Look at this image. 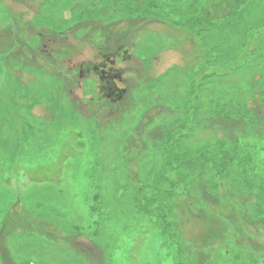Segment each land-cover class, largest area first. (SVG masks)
Masks as SVG:
<instances>
[{"label": "rangeland", "instance_id": "rangeland-1", "mask_svg": "<svg viewBox=\"0 0 264 264\" xmlns=\"http://www.w3.org/2000/svg\"><path fill=\"white\" fill-rule=\"evenodd\" d=\"M0 264H264V0H0Z\"/></svg>", "mask_w": 264, "mask_h": 264}, {"label": "flooded vegetation", "instance_id": "flooded-vegetation-1", "mask_svg": "<svg viewBox=\"0 0 264 264\" xmlns=\"http://www.w3.org/2000/svg\"><path fill=\"white\" fill-rule=\"evenodd\" d=\"M119 55V52L117 53H102L98 56L100 59L97 61V63L91 67H87L86 72L87 73H95L97 76L100 77L101 81H104L105 86L103 89L106 90L107 96L111 100L117 99V92L119 90V87L117 86V82H121L120 73L113 72V64L115 63L116 57ZM103 60V63L101 61ZM99 68H97V66ZM112 65V66H111ZM107 66H110L109 69H106ZM120 95V91H119Z\"/></svg>", "mask_w": 264, "mask_h": 264}, {"label": "water", "instance_id": "water-1", "mask_svg": "<svg viewBox=\"0 0 264 264\" xmlns=\"http://www.w3.org/2000/svg\"><path fill=\"white\" fill-rule=\"evenodd\" d=\"M124 93V90L120 91V96ZM120 98V97H119Z\"/></svg>", "mask_w": 264, "mask_h": 264}, {"label": "trees", "instance_id": "trees-1", "mask_svg": "<svg viewBox=\"0 0 264 264\" xmlns=\"http://www.w3.org/2000/svg\"><path fill=\"white\" fill-rule=\"evenodd\" d=\"M153 1H156V2H161L162 0H153ZM149 14V13H148Z\"/></svg>", "mask_w": 264, "mask_h": 264}]
</instances>
